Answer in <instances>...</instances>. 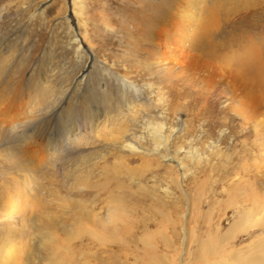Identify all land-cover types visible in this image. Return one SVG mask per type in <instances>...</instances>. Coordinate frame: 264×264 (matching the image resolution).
<instances>
[{
  "label": "rangeland",
  "instance_id": "obj_1",
  "mask_svg": "<svg viewBox=\"0 0 264 264\" xmlns=\"http://www.w3.org/2000/svg\"><path fill=\"white\" fill-rule=\"evenodd\" d=\"M149 2L0 0V264H221L261 234L264 76L241 111L159 64L134 30ZM231 5L205 49L264 64V0Z\"/></svg>",
  "mask_w": 264,
  "mask_h": 264
},
{
  "label": "bare ground",
  "instance_id": "obj_2",
  "mask_svg": "<svg viewBox=\"0 0 264 264\" xmlns=\"http://www.w3.org/2000/svg\"><path fill=\"white\" fill-rule=\"evenodd\" d=\"M189 1L191 2V0H151V2L142 6L143 8H139L138 15H141V18H138L139 19L138 28H134V30H136V34H138V39H140L141 43L144 44V46H152V48L158 51V55L156 56L157 59L156 62H158L159 64L167 65V66L169 65L170 67H174V68L176 67L184 72L189 71V73L188 72L187 73L192 76H195L196 74L198 75L199 72L201 71L206 77L204 78L206 80V84H213L215 78H222L224 84L229 87V92L231 94V97L239 99L240 102L239 104H241V106L238 107V110L243 111L247 109L253 111V109H255L254 107L256 106V103L257 102L259 103L261 101L259 96L255 94V91L257 86L260 83H263L262 78L264 76V64H262V61L260 60L259 49L258 51H255L254 47H250V49H247L245 52L240 53V56L237 59L240 61H229V59L227 58L232 57L234 55L228 54L226 56L219 57L221 54L215 55V53H213L214 54L213 55L211 54L212 50H210L212 48L206 50L204 47L206 46L204 44L205 40L207 42L210 41L212 42V40L215 39L214 34H216L218 29H220V27L222 26L220 25V21L221 23H223L222 21L227 19V16L225 14L227 15L229 14L228 12L229 9H231V13H233L236 10V9L232 10L233 6L231 4H234L239 0L205 1L202 9L199 10L200 13L199 16L197 17H194V13L193 12L191 13L188 10L191 9L187 4V2ZM244 7L246 8L247 6L245 5ZM221 10L224 11V15H222L223 17L219 12ZM191 11H194V9H192ZM203 39L205 40L203 41ZM204 54L205 55L209 54L208 58H206L207 56L205 57ZM213 57L217 59L218 64L215 62ZM219 62H223V64L219 65ZM241 107L242 109H240ZM187 203L190 204L189 199H187ZM256 211L259 212V210ZM187 214L188 215L190 214L189 208L186 214L184 215ZM249 214L250 213L248 211L242 208L238 217L235 218L225 229V231L221 235V239L222 240L228 239V237L234 231L242 228V226L246 224V218L249 217L248 216ZM257 219H259L260 221L259 217ZM254 221L256 220L254 219ZM249 225L255 227L256 224H249ZM259 228L261 231L260 235L257 234L259 236L257 235L254 236V238L249 239L250 241L248 243H245L239 246L238 248H235L230 252H228L227 254H225L224 255L225 257L221 261V264H232V263L245 264V262L250 264H264V224L260 225ZM183 230H184L183 240L185 245L183 249H184V253L187 254L186 252L188 251L187 250L188 244L186 242H188L187 241L188 238H187L186 228L185 229L183 228ZM207 248L208 247H206V249ZM210 248L211 247H209L208 249ZM219 251L216 252L218 253ZM204 260L205 259H203L202 264H208ZM212 261L213 260L211 259V263ZM182 262L180 263L183 264ZM170 264H174V263H170ZM213 264H215V262Z\"/></svg>",
  "mask_w": 264,
  "mask_h": 264
}]
</instances>
